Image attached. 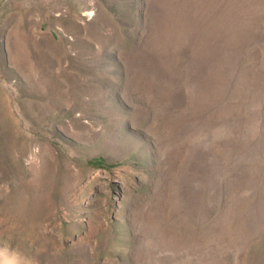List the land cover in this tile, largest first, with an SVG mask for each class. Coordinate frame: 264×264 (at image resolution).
<instances>
[{
	"label": "rangeland",
	"instance_id": "374dc122",
	"mask_svg": "<svg viewBox=\"0 0 264 264\" xmlns=\"http://www.w3.org/2000/svg\"><path fill=\"white\" fill-rule=\"evenodd\" d=\"M0 264H264V0H0Z\"/></svg>",
	"mask_w": 264,
	"mask_h": 264
}]
</instances>
